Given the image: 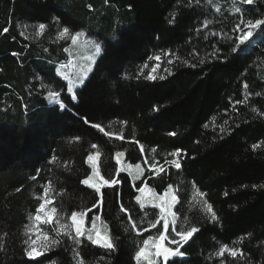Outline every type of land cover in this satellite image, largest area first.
Returning a JSON list of instances; mask_svg holds the SVG:
<instances>
[{"label":"trees","instance_id":"1","mask_svg":"<svg viewBox=\"0 0 264 264\" xmlns=\"http://www.w3.org/2000/svg\"><path fill=\"white\" fill-rule=\"evenodd\" d=\"M256 19L264 0H0V264H138L162 230L143 185L175 190L170 241L198 229L167 264H264V25L231 50ZM83 31L101 51L73 96L59 67ZM93 154L115 181L100 191L83 183ZM45 191L56 211L30 258ZM97 212L115 251L73 230L72 213Z\"/></svg>","mask_w":264,"mask_h":264},{"label":"rangeland","instance_id":"2","mask_svg":"<svg viewBox=\"0 0 264 264\" xmlns=\"http://www.w3.org/2000/svg\"><path fill=\"white\" fill-rule=\"evenodd\" d=\"M84 32V31H83ZM81 32L79 36H75V42L71 41L70 46L67 48L69 51V61L60 65L59 72L60 75L65 78L67 77L68 87L71 86L70 93L75 96L76 95V86L82 83L84 79L87 77L89 72L92 70V62L95 61L97 55L99 53L96 52V45L99 44L96 39H91L88 34L85 32ZM73 39V40H74ZM100 45V44H99ZM157 60V59H156ZM155 60V61H156ZM156 71V70H155ZM79 84V85H80ZM91 163V174L87 178L89 183L87 184L89 187L94 188L100 191L102 185H112V182L105 183L102 179V176L98 167V156L91 155V159H89ZM119 170L127 172L133 180L139 179L144 171V167L142 164H131L128 162H124L122 160H117ZM86 180V179H85ZM143 189V191H141ZM49 191H45L40 196V204H44L45 207L40 209L38 207L36 213L31 217L26 233L29 240L28 248L33 249L34 253H39V255H33L30 258H37L44 253L45 250V228L53 222L54 212L52 204L53 198L48 194ZM138 201L141 205L146 206H155L158 208L160 217L159 223L162 225L163 221L167 219L168 221V229L164 230L162 228L161 233H163L166 237H168V231L170 228H173L176 223V214L174 211V206L177 202V197L175 190L172 186H169L162 193H157L147 185H143L138 190ZM40 216V220L36 219V216ZM51 216V221H48V217ZM73 222V230L76 233V224L79 222L81 227V233H87L92 237L93 241L99 239L101 243L100 245H104L105 241L109 242L108 232L106 227L103 225L99 213L92 214L90 219L86 213H79L75 217V221L71 218ZM71 222V221H70ZM151 236L153 239L148 241L147 245H143L145 248V255L138 260V264H148L149 259H156L157 264H164L163 257L156 258L154 253L156 251V245L161 243L159 237ZM148 240V238L146 239ZM177 240H180V243L183 242L179 237ZM35 242L34 244L32 242ZM164 247H176V245H172L170 240L167 238L163 241ZM147 257V259L145 258ZM170 256L169 258H172Z\"/></svg>","mask_w":264,"mask_h":264},{"label":"snow or ice","instance_id":"3","mask_svg":"<svg viewBox=\"0 0 264 264\" xmlns=\"http://www.w3.org/2000/svg\"><path fill=\"white\" fill-rule=\"evenodd\" d=\"M212 0H208V3L211 4ZM240 3H243V4H248V5H251L253 4L254 0H239ZM237 3V0H232V4L233 5H236ZM217 11H219V9L217 8ZM235 11L236 12H240V8L239 7H236L235 8ZM209 22L206 21L205 22V26L208 24ZM244 21L241 20L240 23L236 24L235 26V29L233 31H239L241 34L239 35L238 39H239V43L235 44V46L231 49L232 51H235L236 49H240L241 48V45H245V42L248 41L252 36H253V29H256V28H259L260 26L264 25V19H256L254 22L252 20H248L247 23L244 25V29L241 28V24H243ZM40 28L43 29L44 28V25H40ZM246 29V30H245ZM5 32L8 31V29H4ZM65 32L68 31L67 28L64 29ZM80 33H77V36H79ZM214 35V33H213ZM229 39H231L229 37ZM73 42H75V39L73 40ZM101 51V47L99 44L96 45V52L99 53ZM241 51L243 52L244 49H241ZM15 55V54H14ZM157 60L160 59L159 56L156 57ZM201 65L204 63L203 60H200L199 62ZM191 67L195 68L197 65L196 64H191L190 65ZM145 67H147V65H145ZM153 71H155V69H153ZM65 79H67V77H65ZM145 79L147 80H155L156 77L155 76H152V75H149L147 77H145ZM160 79H164V77H160ZM245 87H247V85H245ZM72 89H71V86L68 87V91L70 92ZM58 93H54V92H49L48 93V98L50 100H55L57 99L58 97ZM72 99H75L74 97ZM60 108H64L65 106L63 104H60L59 105ZM93 147H95V145H93ZM254 147H258V145H254ZM175 154V153H174ZM120 153H117V157H119ZM89 159H91V157H89ZM175 163V168L176 169H180L181 168V164L179 162H174ZM84 184H88L89 181L86 179L83 181ZM113 183H115V181H113ZM141 191H143V189H141ZM137 199H139V197H137ZM40 209H43L45 207V205L42 203L40 204ZM53 212H55V208H53L52 210ZM75 217H76V213H72V219L75 221ZM36 219L37 220H40V216L37 215L36 216ZM48 221L50 222L51 221V216L48 217ZM162 228L164 230H167L168 229V221L167 219H165L163 221V224L161 225ZM66 227L65 225H61V228H64ZM196 231H198V229L196 228H192V230L190 232H177L176 233V236L180 237L181 240L184 241V243H187V240L189 237L192 236L193 233H195ZM76 235L79 236V235H82L81 233V227H80V223L78 222L76 224ZM168 237H166L163 233L160 234V241L161 243L157 244L156 245V251L154 253V256L156 258H159V257H163V261H164V264H167V261L169 259L170 256H173V257H183L185 255V253L181 252L180 251V247L182 246V244L180 243V240H177V239H171L170 243L172 245H176V247H164L163 246V241L165 239H167ZM45 239H47V236H45ZM89 240L92 239L91 236L88 237ZM153 239L151 236L148 237V240H145L143 243L144 245H147L148 244V241ZM33 244L35 243L34 241L32 242ZM52 245H57L60 243L59 240H53L52 242ZM94 243H101V241L99 239L95 240ZM24 244H29V240H25L24 241ZM104 246L109 249L110 251H115V245L108 242V241H105L104 243ZM3 248V245L0 244V249ZM24 251L26 252V254L29 256V257H32L34 254L35 255H39V253H34V250L33 249H30V248H25ZM77 255H79L77 253ZM145 255V248L141 247L139 249V251L136 252L135 254V258L137 260H140V258L142 256ZM233 255H235V253H233ZM147 259V257H145ZM148 264H157V260L156 259H149L148 260Z\"/></svg>","mask_w":264,"mask_h":264}]
</instances>
